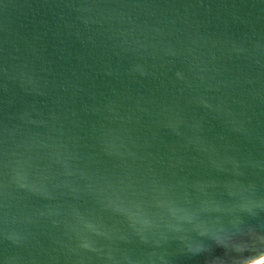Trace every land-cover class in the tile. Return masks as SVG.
Returning a JSON list of instances; mask_svg holds the SVG:
<instances>
[{"label": "water", "instance_id": "water-1", "mask_svg": "<svg viewBox=\"0 0 264 264\" xmlns=\"http://www.w3.org/2000/svg\"><path fill=\"white\" fill-rule=\"evenodd\" d=\"M264 259V0H0V264Z\"/></svg>", "mask_w": 264, "mask_h": 264}, {"label": "bare ground", "instance_id": "bare-ground-1", "mask_svg": "<svg viewBox=\"0 0 264 264\" xmlns=\"http://www.w3.org/2000/svg\"><path fill=\"white\" fill-rule=\"evenodd\" d=\"M263 262H264V259H262V260L259 261V262L253 263V264H261V263H263Z\"/></svg>", "mask_w": 264, "mask_h": 264}, {"label": "trees", "instance_id": "trees-1", "mask_svg": "<svg viewBox=\"0 0 264 264\" xmlns=\"http://www.w3.org/2000/svg\"><path fill=\"white\" fill-rule=\"evenodd\" d=\"M261 264H264V262H263V263H261Z\"/></svg>", "mask_w": 264, "mask_h": 264}]
</instances>
